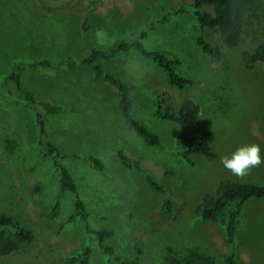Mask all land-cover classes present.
Masks as SVG:
<instances>
[{"label":"rangeland","instance_id":"1","mask_svg":"<svg viewBox=\"0 0 264 264\" xmlns=\"http://www.w3.org/2000/svg\"><path fill=\"white\" fill-rule=\"evenodd\" d=\"M192 0H0V84L11 65L22 61L21 80L42 101L62 106L48 115L45 138L68 157L63 164L79 187V196L91 215L93 229L112 234L105 242L115 256L139 258L142 264H177L197 251L227 264L231 247L223 227L201 219L196 205L213 194L223 179L264 183V164L239 178L224 168L221 157L238 147L259 144L264 159V67L249 69L243 51L264 43V35L246 39L243 46L223 48L221 59L205 54L199 36L220 44L212 29H202L190 7ZM264 6V0H261ZM184 7L169 20L148 31L141 40L147 49L164 51L179 60L176 70L193 84L180 90L153 61L130 50L100 59L107 72L129 84L136 120L155 132L161 146H147L124 122L118 89L104 78L95 79L91 66L78 71L66 67L34 66V60L58 63L68 57L80 61L99 46L136 37L140 29L160 18L165 9ZM166 93L165 104L177 106L192 98L200 116L182 127L160 120L153 99ZM35 109L22 98L4 93L0 98V213L22 220L36 231L33 243L0 256V264H71L69 258L90 246L89 264H107L99 239L75 213L76 196L60 188L55 155L45 156L39 142ZM213 133L214 158L194 155L189 165L180 155L178 133ZM121 150L137 160L165 188L173 206L147 186L143 172L124 167L112 154ZM100 156L104 170L87 158ZM40 188V189H37ZM58 214L52 213L57 200ZM236 264H264V199H249L235 233ZM78 264V263H77Z\"/></svg>","mask_w":264,"mask_h":264},{"label":"trees","instance_id":"2","mask_svg":"<svg viewBox=\"0 0 264 264\" xmlns=\"http://www.w3.org/2000/svg\"><path fill=\"white\" fill-rule=\"evenodd\" d=\"M194 15L202 29L209 28L216 32L220 39V44H214L205 37L199 36L197 43L207 56L213 59H221L223 48L243 46L246 39L254 37L256 34L264 35V6L261 0H192L191 6ZM185 8L165 9L160 18L147 24L140 29L136 37L117 42L113 47L99 46L88 52L80 61L68 57L58 63L50 60H34L31 64L41 65L51 69L66 67L73 71L80 69V64L91 66L95 73V79L104 78L106 82L115 86L119 92V111L124 122L142 139L147 146H161L158 135L148 129L145 125L136 120L133 113V101L131 91L134 85L129 84L107 72L100 62V59H111L130 50H136L139 55L153 61L160 69L165 72L166 78L171 86L177 89H184L193 84L192 79L184 77L176 70L179 65L177 58L166 55L164 51L147 49L141 40L147 36L148 31L154 30L158 25L169 20L171 15L183 13ZM242 60L245 67L252 69L257 66L264 67V43L258 45L253 51H243ZM24 70L22 61H15L11 65L10 74L5 81L0 84V98L6 92L16 95L30 107L35 109V121L38 123L39 142L46 148L45 156L55 155V166L60 173V188L62 191H70L75 194V213L71 219L80 215L86 222L87 231L94 234L99 239L102 253H105L107 264H142L138 257L133 260H124L114 255L113 247L105 242L111 236V232L91 227V215L86 211L84 202L79 196L77 181L63 164V160L72 157L80 158L79 155L66 156L61 153L59 148L45 138L46 120L45 117L57 114L62 111V106L42 101L34 93L29 92L21 80ZM169 100L166 93H161L153 99L155 113L160 120H168L179 126H191L200 116L199 105L190 97L182 98L177 106L165 104ZM213 133L205 131L199 134L178 133L175 138L176 147L189 164H193L192 157L200 154L209 158H214L216 154L212 150ZM124 167L143 172L147 186L156 190L164 196L168 210L173 206L168 198L165 188L153 175L145 172L140 163L117 150L112 154ZM87 158L93 163L96 169L104 170V161L100 156L89 155ZM37 189H40L37 187ZM264 198V183L255 184L250 182L234 181L223 179L219 181L213 194H205L201 201L196 205L195 212L201 219L220 224L224 229L227 243L231 250L227 258V264H236L235 261V233L238 219L242 214L243 207L249 199ZM61 201L58 199L52 208V213L58 214ZM36 238L34 228L26 225L16 216L8 213H0V256H5L18 251L23 246L33 243ZM91 247L87 246L78 255L69 258L71 264H89L91 260ZM184 260H178L177 264H213V260L204 256L203 253L190 251Z\"/></svg>","mask_w":264,"mask_h":264},{"label":"clouds","instance_id":"3","mask_svg":"<svg viewBox=\"0 0 264 264\" xmlns=\"http://www.w3.org/2000/svg\"><path fill=\"white\" fill-rule=\"evenodd\" d=\"M221 163L233 175L243 178L250 174L253 168L264 164V159L261 157L259 144L253 143L240 146L229 156L221 157Z\"/></svg>","mask_w":264,"mask_h":264},{"label":"crops","instance_id":"4","mask_svg":"<svg viewBox=\"0 0 264 264\" xmlns=\"http://www.w3.org/2000/svg\"><path fill=\"white\" fill-rule=\"evenodd\" d=\"M260 199H264V198H260Z\"/></svg>","mask_w":264,"mask_h":264}]
</instances>
